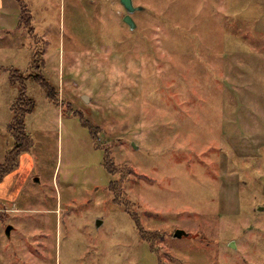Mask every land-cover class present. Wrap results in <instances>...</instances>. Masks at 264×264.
<instances>
[{
    "label": "rangeland",
    "instance_id": "rangeland-1",
    "mask_svg": "<svg viewBox=\"0 0 264 264\" xmlns=\"http://www.w3.org/2000/svg\"><path fill=\"white\" fill-rule=\"evenodd\" d=\"M26 1L35 35L0 9V163L15 67L36 100L0 181V264H264V0H133V28L121 0Z\"/></svg>",
    "mask_w": 264,
    "mask_h": 264
},
{
    "label": "trees",
    "instance_id": "trees-1",
    "mask_svg": "<svg viewBox=\"0 0 264 264\" xmlns=\"http://www.w3.org/2000/svg\"><path fill=\"white\" fill-rule=\"evenodd\" d=\"M19 8H20V18H19V24L18 27H25L28 28L29 32H31L33 35H35V27L32 24V18L33 14L29 7V4L26 0H16ZM36 55H34L33 60L35 61ZM38 57L43 61L42 55H38ZM37 58L36 61L39 60ZM37 68L39 67L36 66ZM19 70V68L15 67L13 69V72L10 75V81L13 85H16L18 87V94L15 100L13 101L11 105V120L8 123L7 131L9 132L13 143L10 147L6 150L5 153V159L2 163H0V181L3 180L5 175L9 173L10 171L14 170L20 162V155L22 152L27 151L33 147L34 140L32 135L27 130L26 125V119L27 115L34 111L36 100L33 96L29 95L26 84L20 80L21 76L16 75V72ZM34 80H36L41 87L45 90L47 97H49L50 100H52L56 105L59 104V88L54 84L52 81H50L43 71H40V69L37 70ZM63 114H73L75 110L71 106H64V109L62 110ZM71 112V113H70ZM82 121V124L86 126L90 133L92 138L94 139V142L97 141V134H96V128L94 124H92L87 118H85L83 115H79ZM98 145V144H97ZM106 150V149H105ZM104 165L105 167L112 172L114 162L111 159L110 154L107 152L104 155ZM118 182L112 181L111 187L115 192H120L121 186L118 184ZM2 201L0 200V205ZM133 218L135 220V223L140 231V234L142 235V238H145L146 240L150 241L151 248L154 249V241L158 238V235L153 232H149L144 228L140 216L137 212L132 213Z\"/></svg>",
    "mask_w": 264,
    "mask_h": 264
},
{
    "label": "water",
    "instance_id": "water-1",
    "mask_svg": "<svg viewBox=\"0 0 264 264\" xmlns=\"http://www.w3.org/2000/svg\"><path fill=\"white\" fill-rule=\"evenodd\" d=\"M122 4L125 6L126 10L128 11V13L124 16V20L131 26V28L135 27V21L133 19L132 13L137 10L140 9V6H136L133 2V0H121ZM259 209H264V206H260ZM12 228V225L9 224L6 228V232L7 234L10 233ZM186 234V231L183 228H178L175 231V236L176 237H182L183 235ZM232 246H235V244L233 243Z\"/></svg>",
    "mask_w": 264,
    "mask_h": 264
},
{
    "label": "crops",
    "instance_id": "crops-1",
    "mask_svg": "<svg viewBox=\"0 0 264 264\" xmlns=\"http://www.w3.org/2000/svg\"><path fill=\"white\" fill-rule=\"evenodd\" d=\"M5 5H11L10 0H0V9L1 7H4Z\"/></svg>",
    "mask_w": 264,
    "mask_h": 264
}]
</instances>
